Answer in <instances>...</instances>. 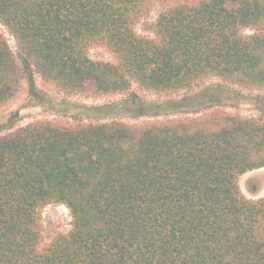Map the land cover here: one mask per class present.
Instances as JSON below:
<instances>
[{
  "label": "trees",
  "instance_id": "trees-1",
  "mask_svg": "<svg viewBox=\"0 0 264 264\" xmlns=\"http://www.w3.org/2000/svg\"><path fill=\"white\" fill-rule=\"evenodd\" d=\"M154 1L0 0L22 64L0 31V106L21 74L39 97L35 70L71 92H129L120 106H80L88 120L193 104L150 102L134 85L173 93L220 78L264 90V0L178 3L148 21ZM92 44L117 62L92 59ZM261 167L264 120L221 110L32 123L0 138V264H264V198L239 184ZM50 204H64L72 222L46 240Z\"/></svg>",
  "mask_w": 264,
  "mask_h": 264
},
{
  "label": "rangeland",
  "instance_id": "rangeland-1",
  "mask_svg": "<svg viewBox=\"0 0 264 264\" xmlns=\"http://www.w3.org/2000/svg\"><path fill=\"white\" fill-rule=\"evenodd\" d=\"M199 0H155L146 20L154 21L158 14L178 3H193ZM141 25L137 28L140 32ZM0 31L5 35L12 50L13 56L22 68L20 50L6 27L0 23ZM254 29L244 28L245 33H251ZM89 56L94 60H105L116 63L117 59L106 48L99 44H92L88 48ZM33 81L36 85V94L32 95L29 89V81L25 74H21L18 86L9 100L0 106V124L15 120V125L10 129L0 131V138L38 121H51L62 124H77L80 122L108 123L119 120L127 123H141L148 120L169 118H192L214 110H221L247 118L264 120V90L253 89L230 83L220 78H211L202 82L194 89L173 93H156L148 90H140L134 85L132 90L141 98L150 102H171L189 98L192 105L188 110L180 107H172V112L161 113L158 116L133 117L126 113L112 114L106 117L88 120L80 114V106H120L129 98L128 93L113 95L97 94L90 91H68L60 89L47 81L38 72L34 71ZM243 193L250 199L264 198V167L250 170L239 179ZM72 217L70 210L64 204H50L43 211V224L45 238L49 240L60 230L71 228Z\"/></svg>",
  "mask_w": 264,
  "mask_h": 264
}]
</instances>
